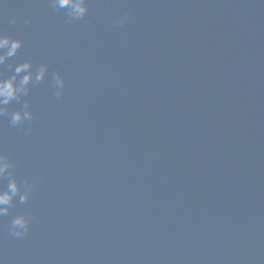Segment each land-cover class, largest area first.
<instances>
[{
  "label": "water",
  "instance_id": "95a60500",
  "mask_svg": "<svg viewBox=\"0 0 264 264\" xmlns=\"http://www.w3.org/2000/svg\"><path fill=\"white\" fill-rule=\"evenodd\" d=\"M0 31L24 41L8 63L49 65L34 120L0 117V152L34 183L0 218L3 264H264L261 0H89L72 23L3 0Z\"/></svg>",
  "mask_w": 264,
  "mask_h": 264
},
{
  "label": "clouds",
  "instance_id": "9594fccd",
  "mask_svg": "<svg viewBox=\"0 0 264 264\" xmlns=\"http://www.w3.org/2000/svg\"><path fill=\"white\" fill-rule=\"evenodd\" d=\"M48 2L54 10L65 12L67 23L84 20L89 13V0H48ZM2 3L3 0H0V4ZM261 3H264V0H261ZM128 18L129 13H123L116 21V25L123 26ZM10 23L15 25L16 18H13ZM30 23V18L24 19L25 25ZM23 44L22 39L0 31V117L6 114L10 116L9 122L12 126L23 125L34 120V112L25 97L30 94L34 86L45 80L49 72L47 63H40L34 67L31 59H25L19 63H8L9 58L15 57ZM5 65L10 75L4 74ZM51 86L56 98L63 96L66 81L58 69L52 73ZM14 101L21 106L10 112L8 106ZM30 131L31 129H27V132ZM14 168L15 163L8 155L0 152V180L8 179L6 188L0 189V218L9 215L17 197L20 204L27 203L34 188V183L28 178L22 182L18 181ZM30 223V214L21 213L12 216L9 226L10 235L14 238L25 237L29 232ZM0 264H3L2 258H0Z\"/></svg>",
  "mask_w": 264,
  "mask_h": 264
}]
</instances>
